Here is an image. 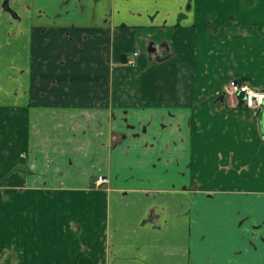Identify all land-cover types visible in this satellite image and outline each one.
I'll return each instance as SVG.
<instances>
[{"label": "crops", "instance_id": "obj_1", "mask_svg": "<svg viewBox=\"0 0 264 264\" xmlns=\"http://www.w3.org/2000/svg\"><path fill=\"white\" fill-rule=\"evenodd\" d=\"M235 79L264 90V0H0V264H264Z\"/></svg>", "mask_w": 264, "mask_h": 264}, {"label": "built area", "instance_id": "obj_2", "mask_svg": "<svg viewBox=\"0 0 264 264\" xmlns=\"http://www.w3.org/2000/svg\"><path fill=\"white\" fill-rule=\"evenodd\" d=\"M133 58L128 59L132 62ZM225 92L229 95L236 96L243 106L253 109H261L264 104V90L253 87L247 82H239L232 80L226 87ZM98 182L105 181L102 176L97 177Z\"/></svg>", "mask_w": 264, "mask_h": 264}, {"label": "rangeland", "instance_id": "obj_3", "mask_svg": "<svg viewBox=\"0 0 264 264\" xmlns=\"http://www.w3.org/2000/svg\"><path fill=\"white\" fill-rule=\"evenodd\" d=\"M9 246H11V244H8V245H5V246H3L4 247V249L2 248V250H5V249H7L8 251H10V247ZM4 253H5V251H4ZM1 257V256H0ZM10 257H11V255H10ZM8 258V257H7ZM5 258L4 260H5V262L3 263V264H11L10 262H11V260H12V258Z\"/></svg>", "mask_w": 264, "mask_h": 264}, {"label": "flooded vegetation", "instance_id": "obj_4", "mask_svg": "<svg viewBox=\"0 0 264 264\" xmlns=\"http://www.w3.org/2000/svg\"><path fill=\"white\" fill-rule=\"evenodd\" d=\"M232 81V80H231ZM235 81H239V82H243V81H241V80H236L235 79ZM229 95V94H228ZM229 96H232V97H234L235 99H237L238 100V98L236 97V96H233V95H229ZM260 111L262 110V108L261 109H259ZM97 181V180H96ZM98 182V181H97Z\"/></svg>", "mask_w": 264, "mask_h": 264}, {"label": "water", "instance_id": "obj_5", "mask_svg": "<svg viewBox=\"0 0 264 264\" xmlns=\"http://www.w3.org/2000/svg\"><path fill=\"white\" fill-rule=\"evenodd\" d=\"M262 114H263V118H262V126H263V129H264V110H263Z\"/></svg>", "mask_w": 264, "mask_h": 264}]
</instances>
